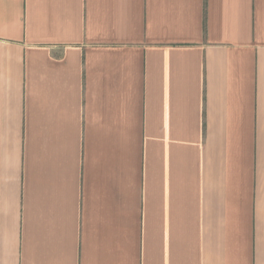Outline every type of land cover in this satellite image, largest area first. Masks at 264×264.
<instances>
[{"label": "crops", "instance_id": "0c3cea01", "mask_svg": "<svg viewBox=\"0 0 264 264\" xmlns=\"http://www.w3.org/2000/svg\"><path fill=\"white\" fill-rule=\"evenodd\" d=\"M0 264H264V0H0Z\"/></svg>", "mask_w": 264, "mask_h": 264}]
</instances>
